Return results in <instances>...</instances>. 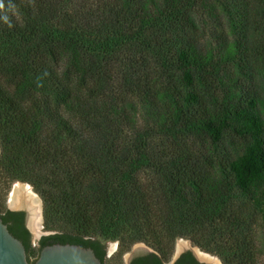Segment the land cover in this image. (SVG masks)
Instances as JSON below:
<instances>
[{
  "label": "trees",
  "instance_id": "16d2710c",
  "mask_svg": "<svg viewBox=\"0 0 264 264\" xmlns=\"http://www.w3.org/2000/svg\"><path fill=\"white\" fill-rule=\"evenodd\" d=\"M0 149V197L43 201L37 246L0 205L31 264L180 238L264 264V0H0Z\"/></svg>",
  "mask_w": 264,
  "mask_h": 264
},
{
  "label": "water",
  "instance_id": "95a60500",
  "mask_svg": "<svg viewBox=\"0 0 264 264\" xmlns=\"http://www.w3.org/2000/svg\"><path fill=\"white\" fill-rule=\"evenodd\" d=\"M7 208L11 210H25L27 212V226L32 234L34 246H37L38 241L43 235L50 233L48 231H41L44 224L43 203L39 195L28 183L18 181L13 184L7 201ZM118 243V241L105 242L109 255L116 251ZM183 248L193 249L197 258L202 262L207 264H222L218 256L205 252L192 241L184 238L176 241L173 261L180 255ZM143 249H145V246L142 243L134 244L130 250L123 254L124 263L130 264L132 256ZM0 264H31L25 244L11 233L8 224L3 221L1 215ZM33 264H103V262L92 247L71 243H53L41 249L39 256Z\"/></svg>",
  "mask_w": 264,
  "mask_h": 264
},
{
  "label": "flooded vegetation",
  "instance_id": "af4514ba",
  "mask_svg": "<svg viewBox=\"0 0 264 264\" xmlns=\"http://www.w3.org/2000/svg\"><path fill=\"white\" fill-rule=\"evenodd\" d=\"M15 211H21V212H24V223H25V225H26V227L28 228V226H27V212L25 211V210H15ZM29 229V228H28ZM141 243V242H140ZM144 246H145V249H143V250H141V251H139V252H137V253H135L133 256H132V259H131V262L134 260V259H139V258H141V260H139V262L141 263V264H152V259L148 256V255H150V254H153V253H155L158 257H159V259L161 258L162 260L161 261H163V263L164 264H177L179 261H180V259L184 256V255H188V256H191L196 262H198V263H204V264H207V263H205V262H202V261H200L198 258H197V256H196V253H195V251L193 250V249H186V248H183V250H181V252H180V255L175 259V261H173L174 260V257H173V259L171 260V261H169V260H165L163 257H162V255L161 254H159L154 248H152L151 246H149V245H147V244H145V243H142ZM106 248V247H105ZM106 252H107V250H106ZM149 257V258H148ZM131 264V263H130Z\"/></svg>",
  "mask_w": 264,
  "mask_h": 264
},
{
  "label": "rangeland",
  "instance_id": "374dc122",
  "mask_svg": "<svg viewBox=\"0 0 264 264\" xmlns=\"http://www.w3.org/2000/svg\"><path fill=\"white\" fill-rule=\"evenodd\" d=\"M16 182H18V181H15V182H13L12 183V185L10 186V188L8 189V191L6 192V195H3L2 197H0V205H1V208L2 209H5V208H7V201H8V198H9V195H10V192H11V189H12V186H13V184L14 183H16ZM29 184V183H28ZM30 185V184H29ZM32 188H33V186L32 185H30ZM34 189V188H33ZM5 193V192H4ZM37 193V192H36ZM38 194V193H37ZM39 195V194H38ZM39 197L41 198V196L39 195ZM41 200H42V198H41ZM42 203H43V201H42ZM43 222H44V217H43ZM41 231H45V229H44V224H43V227H42V229H41ZM184 239H186V238H184ZM188 240H190V239H188ZM191 241V240H190ZM118 249H119V243H118V246H117V249H116V251L114 252V253H112L111 255H109L108 253H107V264H125L124 263V260H123V255L121 256V257H119L118 256ZM131 249V248H130ZM129 249V250H130ZM205 251V250H204ZM174 252V251H173ZM205 252H207V251H205ZM209 253V252H208ZM210 254H212V253H210ZM212 255H214V254H212ZM215 256H217V255H215ZM173 257V253H172V255H171V257H170V259H169V261L171 260V258ZM219 258V257H218ZM220 259V258H219ZM221 260V259H220ZM262 260H263V262H264V258H262ZM221 262H222V260H221ZM222 264H223V262H222Z\"/></svg>",
  "mask_w": 264,
  "mask_h": 264
}]
</instances>
